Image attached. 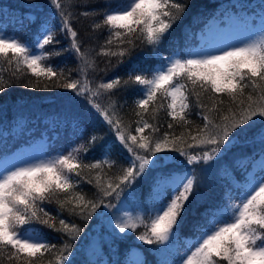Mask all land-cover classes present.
<instances>
[{
  "label": "snow or ice",
  "instance_id": "1",
  "mask_svg": "<svg viewBox=\"0 0 264 264\" xmlns=\"http://www.w3.org/2000/svg\"><path fill=\"white\" fill-rule=\"evenodd\" d=\"M74 2L49 0L57 23L28 15L26 19L37 26L34 42L0 32V103L7 102L2 96L16 84L26 89L63 88L72 93L65 98L69 109L82 106L72 119L82 141L79 145L0 169V264H74V244L87 233L63 214L82 222L98 215L103 222L107 213L99 209L120 212L113 201L119 202L125 194L133 196L145 185L147 215L125 212L116 216L115 228L119 233H137L136 239L144 244L163 245L158 249L163 253L160 264H264V159L260 173L249 176L238 195L205 210L201 221L193 225L198 235L185 239L184 251L172 246L179 239L178 226L187 206L199 197L205 165L226 154L242 136L245 143H259L264 157V0L257 6L259 23L250 22L244 40L221 49L176 50L168 56L155 49L182 21L191 0H119L115 4L105 0L104 10L80 13L100 17L92 25L94 31L107 29L99 51L86 48L85 38L72 26L77 18ZM57 30L68 40L66 48L55 47L60 44ZM137 41L153 46L158 63L150 76L132 69L123 80L118 76L107 82L89 79V70H97L91 52L108 57L106 64L114 67L111 58H116L117 65L124 63L138 47ZM65 52L80 62L75 70L51 62ZM4 71L10 73L8 80ZM130 84L141 87L133 102L136 119L126 123L125 105L114 98V90ZM197 109L201 124L190 119ZM161 112L171 118L167 123L171 131H161ZM96 122L107 125L114 140L103 147L100 159L86 162L87 153L104 140L94 130ZM177 127L182 129L179 134ZM113 149H118L123 165L112 158ZM105 168H118V174L110 176ZM84 182L95 188L91 196L80 189ZM53 204L55 215L47 210ZM107 222L111 224V217ZM36 225L60 233V244L50 243ZM139 228L143 231L137 232ZM90 246L97 255L99 247L95 242Z\"/></svg>",
  "mask_w": 264,
  "mask_h": 264
},
{
  "label": "trees",
  "instance_id": "2",
  "mask_svg": "<svg viewBox=\"0 0 264 264\" xmlns=\"http://www.w3.org/2000/svg\"><path fill=\"white\" fill-rule=\"evenodd\" d=\"M22 1H30V3H36L37 1L49 2V0H0V13L5 9L13 8L18 2ZM198 1L199 0H191V6L184 15L181 21L182 24H186L189 11L197 6ZM105 7V0H75L74 2L72 11L74 12L77 18L72 20V26L78 31V33L82 37L85 38L86 48H95L97 51H99V46L103 44L105 38L108 35V32L106 28H101L95 31L93 30V23L98 22L100 17H84L79 14L85 11H101L104 10ZM89 37H92V39H88ZM57 39L60 40V44L55 46L57 49L61 47L66 48L68 46V40L58 30ZM137 44L138 47L132 52L130 57L125 58L124 63L117 65L116 58H111L112 65H114V67L106 64V61L109 59L108 57L95 56V52H91L90 55H92L96 59L97 70L95 73L89 70V79H93L96 82H99L101 79L107 82L108 80L117 76L120 77L122 80L127 79L129 71L137 67L138 62L141 60L142 54L143 56H148L153 51L152 45L140 44L139 41H137ZM49 50H51V48H49ZM51 62L55 64L59 63V66L62 68L73 70H75L77 68V65L80 63L74 55L68 52H65L60 57H54ZM101 69H107V71H101ZM2 74L5 80L9 79V71H4ZM72 75L73 78H75L77 76V73L73 71ZM137 86L138 85L130 84L128 86L120 87L114 90V98L120 104L125 105L122 109V115L124 116L126 123H130L136 119L132 110L134 108L133 102L135 99L138 98L139 95L137 92ZM67 92L68 91L63 88H51L48 90L26 89L22 86L13 84L12 87L6 89V94L2 96V99L5 101H9L10 99L24 98L28 102L29 109L33 114V119L35 122H37L38 126H43L42 123H53V132L56 133L57 138L72 137L74 139L80 140L79 136L76 135L74 132L72 120L66 118L65 116V112L67 113L69 111V108H67L68 106L65 105L66 108H63L62 106H56L52 103V106L54 108H50L45 105V99L43 96H54L59 101V98L64 99L66 96H68ZM4 104L5 103H0V149H5L17 141V138L11 137L4 133V128L7 126L9 120V113L5 109ZM71 109L78 111L81 110L82 107L79 109H75L72 107ZM195 111H198V109L194 110L193 115L190 117V119H192L195 124H201L202 122L199 117L195 115ZM159 120L160 123L163 124V128L161 129V131L168 130L167 123L171 121V118L167 117L164 112H161L159 114ZM134 126L135 125L133 124V127ZM260 126L261 125L258 123L256 127L259 128ZM94 130L98 134L104 136V140L107 138H111L114 140V134L108 131L107 125H103L100 122H96ZM91 131H93V127L89 125L88 132L90 133ZM180 131H182V129L177 127V134H179ZM254 131L255 129H253V132ZM251 134L252 133L250 132L249 135ZM241 139L242 138L240 137V140ZM103 141H101L100 144L93 149V151H95L96 149H100ZM246 147L247 148L242 150L244 154H255L256 152L261 150V145L259 143H248ZM118 153V149H113L112 158L117 160L118 165H123L124 160L118 155ZM85 160L86 162H89L97 159H93L87 153ZM220 165L222 166H220L218 169H216V167L209 169L208 165L204 166L207 171L201 174V187L198 190L199 197L190 206H187V214L182 217V220H189V229H193V225L201 221L202 214L205 212L206 209L216 208L217 206L224 204L228 200L230 195H238L239 186H236L234 184L233 178L236 180H242V177H240V175H238L234 171L233 163L226 162L220 163ZM105 171L110 176L118 174V168H113L111 170L105 168ZM85 174L89 176L94 175V173H88L87 171L85 172ZM80 189L85 193L89 194V196H91V194L95 192V188L93 187V185H90L87 182L82 183L80 185ZM147 189L148 187L147 185H145L140 191L134 193V196L141 204H146L148 201ZM47 210H49L55 215L56 205H48ZM98 212H101V209H99ZM63 215L64 218L69 220V222H74L84 227L86 233H88L92 229L91 220L87 222H82L77 217L68 216L67 213H64ZM94 218L95 216L93 217V219ZM43 230L47 235L53 236V238L50 239V243H54L57 245L60 244V233L54 232L47 228H43ZM185 231H188V228H185ZM80 241L74 244V264L76 262L78 263V261L81 260V251L76 248L77 244Z\"/></svg>",
  "mask_w": 264,
  "mask_h": 264
},
{
  "label": "rangeland",
  "instance_id": "3",
  "mask_svg": "<svg viewBox=\"0 0 264 264\" xmlns=\"http://www.w3.org/2000/svg\"><path fill=\"white\" fill-rule=\"evenodd\" d=\"M215 25H210L205 28V35L207 39L205 44L202 46L203 48L211 50L221 49L228 45L238 43L239 41L247 38L249 35L248 29L250 25L245 24L242 21H235L233 19L226 18L224 26H222L219 31L215 30L211 34V32L215 29ZM195 50H199V48ZM33 153L41 156V149L39 145L30 148L28 151L21 150L15 152L12 156L0 162V169L10 168L22 162L28 161L33 158ZM119 208L124 209V204L121 203Z\"/></svg>",
  "mask_w": 264,
  "mask_h": 264
}]
</instances>
